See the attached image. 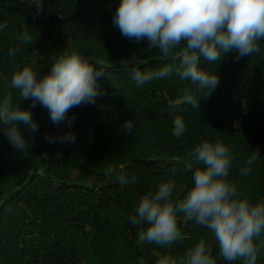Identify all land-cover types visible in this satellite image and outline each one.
Instances as JSON below:
<instances>
[{"label":"trees","instance_id":"16d2710c","mask_svg":"<svg viewBox=\"0 0 264 264\" xmlns=\"http://www.w3.org/2000/svg\"><path fill=\"white\" fill-rule=\"evenodd\" d=\"M36 3L0 0V100L11 95L38 125L33 132L17 124L27 145L20 151L0 123V264H156L157 254L179 259L201 240L212 247L217 264H244L223 260L214 234L195 221L179 217L182 239L160 247L140 244V229L129 217L162 182L176 185L174 200L183 197L194 183L185 165L201 166L191 158L204 141L229 147L228 181L251 203H264V71L253 74L246 67L251 60L264 65V41L252 56L237 59L233 50L215 64L201 57V67L219 83L210 93H197V111L183 95L196 85L175 71L142 85L132 79V58L142 61L136 65L142 71L172 61L159 49L149 50L147 38L137 42L121 34L113 23L120 0H43L39 8ZM24 31L31 43L22 42ZM72 51L104 70L97 79L101 95L94 104L69 109L57 125L39 102L32 107L31 99L20 98L11 78L25 66L42 78L56 58ZM177 116L185 124L180 137L173 134ZM129 120L132 134L123 131ZM69 132L75 141H62ZM253 153L258 156L243 175ZM119 173L127 175V185L118 183ZM255 243L256 264H264V234Z\"/></svg>","mask_w":264,"mask_h":264},{"label":"clouds","instance_id":"9594fccd","mask_svg":"<svg viewBox=\"0 0 264 264\" xmlns=\"http://www.w3.org/2000/svg\"><path fill=\"white\" fill-rule=\"evenodd\" d=\"M42 3L43 0H37V8ZM113 23L124 37L137 42L147 38L149 50L159 49L172 61L159 70L142 71L136 67L142 61L132 58L128 62L133 65L131 74L136 84L158 80L175 71L181 80L196 85L195 92L186 88L183 95L185 102L198 111L200 95L197 93L203 90L210 93L219 83L215 73L210 74L201 67V57L215 64L222 54L233 50L237 59L258 53L264 41V0H120ZM21 40L31 43L33 37L24 31ZM177 49L181 50L174 55ZM104 74V70L89 63V58L72 51L56 58L50 72L42 78L37 77L32 67H23L12 76L11 86L19 91L20 98L31 99L32 107L39 102L47 108L53 123H59L72 107L95 103L96 97L101 95L97 79ZM0 123L7 126L4 134L9 143L20 151L27 145L17 124L38 131L31 112L14 104L11 95L0 100ZM68 123L70 127L71 119ZM173 126V134L182 136L184 121L177 116ZM133 130L134 122L126 121L123 131L132 134ZM62 141L74 142L75 136L66 133ZM257 156L253 153L248 158L249 167L242 169L243 175L249 173ZM191 160L201 166L193 168L192 162L186 163L185 169L192 170L194 183L181 199H173L176 185L172 181L160 183L155 193L140 199L136 215L129 217V223L140 229L139 243L166 247L181 240L178 220L182 216L185 221H195L211 230L223 260L239 259L244 264H256L255 241L264 234V203H251L228 181L233 157L224 143H200L194 148ZM113 172L108 169L107 174ZM116 180L121 186L129 183L125 173L117 174ZM131 180L135 182V177ZM156 264L217 262L212 247L201 240L179 259L157 254Z\"/></svg>","mask_w":264,"mask_h":264},{"label":"rangeland","instance_id":"374dc122","mask_svg":"<svg viewBox=\"0 0 264 264\" xmlns=\"http://www.w3.org/2000/svg\"><path fill=\"white\" fill-rule=\"evenodd\" d=\"M6 36L9 37V32L8 30H3L2 31ZM11 37H9L10 39ZM109 50H107L106 52L108 53ZM110 53V52H109ZM246 67L249 69V70H252L253 74H257V73H261L264 71V65L257 61V60H251L248 62V64H246ZM264 88V87H263ZM60 123V122H59ZM59 123H56L57 125H59Z\"/></svg>","mask_w":264,"mask_h":264}]
</instances>
